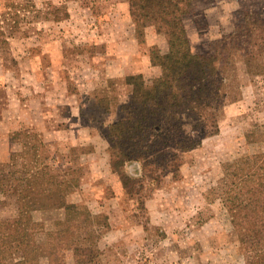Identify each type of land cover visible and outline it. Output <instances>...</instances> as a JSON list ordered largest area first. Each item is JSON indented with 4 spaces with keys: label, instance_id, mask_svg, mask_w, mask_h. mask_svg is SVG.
<instances>
[{
    "label": "rangeland",
    "instance_id": "obj_1",
    "mask_svg": "<svg viewBox=\"0 0 264 264\" xmlns=\"http://www.w3.org/2000/svg\"><path fill=\"white\" fill-rule=\"evenodd\" d=\"M178 12L191 52L201 56L244 19L251 26L248 18H264V0H192ZM141 23L128 0H0V182L9 188L28 177L26 184L44 190L30 210L41 222L38 243L69 227L53 223L61 216L48 209L46 189L90 215L85 234L98 250L96 264H246L243 229L232 223L243 195L231 197L236 175L264 156V71H238L237 97L224 102L218 132H192L201 143L184 151L178 170L154 185L132 183L126 174L140 177L139 162L114 166L107 137L108 124L127 115L125 77L141 73L150 83L184 70L183 57L166 55V26ZM17 206L11 189L0 191V220L15 217ZM58 255L57 264L84 261L73 246ZM17 259L0 264H50L43 252Z\"/></svg>",
    "mask_w": 264,
    "mask_h": 264
},
{
    "label": "trees",
    "instance_id": "obj_2",
    "mask_svg": "<svg viewBox=\"0 0 264 264\" xmlns=\"http://www.w3.org/2000/svg\"><path fill=\"white\" fill-rule=\"evenodd\" d=\"M190 1L128 0L134 22H162L171 33L166 55L184 58L182 74L163 71L150 83L144 81L141 73L125 77L132 85L129 101L122 106L127 115L108 124L107 137L110 162L114 166L123 168L129 161L139 162L140 177L126 174L132 183L144 185L146 180L154 185L165 172L178 170L184 151L201 143L192 132L198 131L203 136L218 132V116L224 102L237 97L238 71L242 69L248 74L264 71V18H248L252 20L251 26L244 19V24L214 39L204 55L196 56L191 52L178 12L180 4ZM184 120L188 121L189 130ZM257 159L251 171L240 178L235 174L238 192L231 197L243 195L234 201L232 223L235 228L243 229L238 240L246 264H264V156ZM27 178L15 179L9 188L0 182V191L11 189L18 200L17 215L0 220V261L18 255L16 262L22 263L28 255L43 252L50 264H57L59 250L73 246L84 258L81 264H96L98 250L85 234L86 221L91 216L81 215L76 204L67 202L58 189H46L48 209L60 213V221L55 219L54 224L65 223L69 227L53 228L51 231L57 232V236L51 242H36L34 234L41 222L32 219L30 210L36 208L37 196L44 190L26 184Z\"/></svg>",
    "mask_w": 264,
    "mask_h": 264
}]
</instances>
